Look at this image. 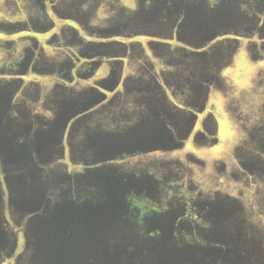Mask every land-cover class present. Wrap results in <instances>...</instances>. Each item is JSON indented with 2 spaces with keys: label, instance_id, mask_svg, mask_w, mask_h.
Instances as JSON below:
<instances>
[{
  "label": "rangeland",
  "instance_id": "obj_1",
  "mask_svg": "<svg viewBox=\"0 0 264 264\" xmlns=\"http://www.w3.org/2000/svg\"><path fill=\"white\" fill-rule=\"evenodd\" d=\"M153 25L169 38L147 39ZM32 36L63 46L26 52L46 72L16 83ZM102 45L93 74L84 56L70 67V52ZM114 62L121 83L106 91L94 83ZM263 114L264 0H0V264L45 250L58 264H264ZM99 174L112 191L84 197ZM151 238L176 257L155 256Z\"/></svg>",
  "mask_w": 264,
  "mask_h": 264
},
{
  "label": "flooded vegetation",
  "instance_id": "obj_2",
  "mask_svg": "<svg viewBox=\"0 0 264 264\" xmlns=\"http://www.w3.org/2000/svg\"><path fill=\"white\" fill-rule=\"evenodd\" d=\"M44 18H45V16H44ZM46 20V19H45ZM52 21H49V20H47V24L48 25H52V23H51ZM158 22H160V21H157L156 23L158 24ZM46 23H45V25H46ZM67 23L68 24H71V22H69V21H67ZM156 23H154L155 25H156ZM161 23V22H160ZM32 26H30V28L28 27V26H26L25 24H23V25H19L18 23L16 24V26H13V27H15L17 30V32L18 33H30V30H32L33 29V27H34V25L33 24H31ZM154 26V25H153ZM157 28H159V26H154V27H150L149 29V33H150V35H152V36H154V38H152V37H149V38H147V39H149V40H152V41H156L157 43H160V42H162L163 40L162 39H168L167 37H163V35H162V37L160 36V32H159V30L157 29ZM42 30H45V29H43L42 28ZM78 31V30H77ZM161 34H164V36H167V33L166 32H164V31H161ZM178 32L176 31L175 33H174V41L175 42H177V38H178ZM78 39L80 40V43L81 44H83L84 42H85V33H80V32H78ZM129 39H133L132 37H128ZM173 38V37H172ZM20 39H22V37L20 38ZM23 39H26V40H28V41H30V43H31V46H27L23 51H22V54H21V59H20V61H19V63H17V70H14V72L17 74V75H20L18 78H19V80H16L15 82L17 83L18 81L19 82H21L22 81V79H23V77H24V73L25 72H46L44 69H37V68H35L34 67V65H33V63L32 62H30V60L28 61V57H27V55H26V52H28L29 53V55H36L34 52H40V53H43V47L44 46H51V47H54L53 48V51H56L57 50V48H56V45H58V47H62L63 46V44L62 43H53L52 45L51 44H49L47 41H45V44H43V46L40 44V42L35 38V37H31V38H23ZM160 39V40H159ZM105 41L103 40V41H100V43H104ZM118 43H120V41L118 42ZM115 44H117V43H115ZM101 49H96V48H92L91 50H83V51H80V48H77V49H75V51L74 52H70V54L69 55H72L73 57H72V60H74V62H73V65L72 64H70V67L71 66H73L74 67V70H75V66L74 65H76V62H80V60H81V57L82 56H84L85 58H90V60L88 61V60H81V62L80 63H84L83 65H81V67L83 68V70H81L80 72H88L87 74L89 75V74H93L94 73V69L96 68V66H97V64H102L103 63V61H104V57L105 56H108L109 55V53H107V51L105 50V48H104V46L102 45L101 47H100ZM59 49V48H58ZM60 50V49H59ZM152 50H155V48L153 47V49ZM44 54V53H43ZM44 57H45V55H44ZM68 57H71V56H68ZM91 58H94V59H91ZM49 59V61L51 62V63H54V61H53V59L54 58H48ZM69 60H70V62H71V59L69 58ZM84 61V62H83ZM95 61H97V64L96 63H94ZM36 65H38V64H36ZM69 65V64H68ZM109 68H110V70L108 71V74H107V79L106 80H103V79H101V80H98L97 82H95L94 84H97V85H99L101 88H103V89H107L106 91H108V89H111V86L108 84L109 82H114L115 84L117 83V84H119V83H121V78L119 79V77L117 78V79H114V77L116 78L117 76H118V74L119 73H117V72H115L116 71V67H115V62H114V64H112L111 65V63H110V65H109ZM19 71V72H18ZM78 72V71H77ZM97 72H98V70H97ZM103 72V71H102ZM63 76H65V78H66V81H68V82H70V80H71V75L70 74H68V71L66 72V70H62V73H61ZM75 80V79H74ZM115 84H113V85H115ZM117 87H119V85L117 86ZM116 87V88H117ZM115 93H118V91H116L115 89L112 91V93H107L106 94V100L105 101H103V102H101V103H99L98 105H97V107L100 109V108H105V107H109L110 105H115L116 104V100H111V97H113V98H115L116 97V95L117 94H115ZM113 94H115V96H112ZM95 96V97H94ZM151 96H152V94H151V89L150 90H145V97L146 98H148L149 100H146V103H151V100H150V98H151ZM102 96L99 94V96L97 95V93H96V95H95V92H93V95L92 96H88V98H91V99H95V102H97L98 101V99H100ZM145 98V99H146ZM94 102V101H93ZM148 106V105H147ZM149 106H151V104L149 105ZM69 112V111H68ZM68 112H66V114L64 115V117H62L63 119H60V117H58V116H56V112H55V114H54V117H52V119H50L51 120V126H50V128L52 129V130H54V131H56V130H59V129H57V127H56V125L58 124L59 125V127L61 128V129H63V127H65V129H68V127H69V125H70V122L72 123V120L70 119L71 118V116H70V112L68 113ZM263 119H264V114H263ZM78 118H75V121L77 122L78 121V123H81V122H83V120H82V118L81 119H78ZM57 120H58V122H61V120H63L62 122L63 123H57ZM145 123V122H144ZM73 125V124H72ZM140 126V125H139ZM177 127V126H176ZM133 129H137V128H131V130L130 131H132ZM70 133H71V131H70ZM161 135V134H160ZM34 136V135H33ZM131 136H133V135H131ZM36 139V141L37 140H40V139H42L41 137H39L38 135H35L34 136ZM95 137H97V138H100V139H102V140H104V138L105 139H110V136L109 135H104V134H97ZM158 137V136H157ZM156 137V138H157ZM161 137V136H160ZM94 138V137H93ZM113 139H115V138H113ZM165 139V138H164ZM93 140V139H92ZM163 140V139H162ZM175 145H177V144H175ZM133 146H134V144H133ZM138 145H135L131 150H130V155H134L135 153H138V152H141V153H143V155H146L145 153H146V151H148L149 150V147L148 148H145V146L143 147V149L141 148V147H137ZM166 147H167V144H166ZM151 149H152V147H151ZM159 149H161V150H164L163 149V147H159ZM139 155H141V154H139ZM194 207L196 206V205H198V204H196L195 205V203H191ZM189 211H192V210H190V209H188ZM192 212H195L194 210L192 211ZM182 215H183V213H182ZM197 218H195V219H190V220H196ZM202 221H205L204 219H202ZM207 224V223H206ZM184 231H185V229H183ZM200 231H202V232H204V231H206L205 229H202V228H200ZM84 234H87L86 232L84 233ZM218 243V242H217ZM261 243H262V245H264V239L263 240H261ZM219 243H218V245H216V246H214V247H216L217 249H218V247H219ZM212 247V246H211ZM224 248H225V245H222V247L220 248V249H223L224 250Z\"/></svg>",
  "mask_w": 264,
  "mask_h": 264
},
{
  "label": "water",
  "instance_id": "obj_3",
  "mask_svg": "<svg viewBox=\"0 0 264 264\" xmlns=\"http://www.w3.org/2000/svg\"><path fill=\"white\" fill-rule=\"evenodd\" d=\"M11 163H13L12 161H11ZM100 175V177H102L101 176V174H99ZM99 177V179H101ZM103 181H104V183H103V185L102 186H104V188H101V187H99L98 189H96V190H99L98 192L97 191H92V190H88L87 192H85L84 190H83V192H84V197H91V198H93V197H107L108 195H109V191L111 192L112 191V189L109 187V182L111 183V184H113L112 182H111V180L110 179H108V177L106 176V175H104L103 174ZM108 181V182H107ZM104 194H103V193ZM86 194V195H85ZM100 195V196H99ZM35 197V196H34ZM33 197V198H34ZM37 197V196H36ZM82 197V196H81ZM110 198V197H109ZM112 198V197H111ZM32 204V203H31ZM108 204H106V203H104L103 204V206H101V207H105V208H107L108 206H107ZM34 207H35V205H34ZM49 227H45V229H47V231H49V229H48ZM45 237H47L46 238V240H45V242H43L46 246L47 245H49V234L47 235L46 234V236ZM1 238V237H0ZM162 240L164 241V240H166L167 242H168V239H167V237L166 236H163L162 237ZM160 243L157 241V240H155V238H151L150 239V242H149V244H147V245H150L151 246V252L155 255V256H157V257H159L160 256V253L159 252H161V250H169V252L168 253H170V254H172L174 257H176L175 256V253H174V246L173 245H168V246H161V245H159ZM135 245H145L143 242H140V241H138V240H136L135 241ZM36 253H38V252H36ZM36 253H35V255L34 254H31V257H30V259H29V261H28V263L29 264H58L57 263V261L55 260V259H51L50 257L52 256V252L49 250V252H48V250H45V251H42V252H40L39 254H44V256L42 257L43 258V260L44 261H42L41 263H39V262H37L34 258L36 257ZM49 255H51L50 257H49ZM41 258V259H42ZM112 262V260H109V259H107L106 257H104V263L106 264H108V263H111ZM103 263V264H104ZM112 263H114V262H112ZM116 264H122L121 262L120 263H116ZM127 264V263H126ZM140 264H143V263H140Z\"/></svg>",
  "mask_w": 264,
  "mask_h": 264
}]
</instances>
